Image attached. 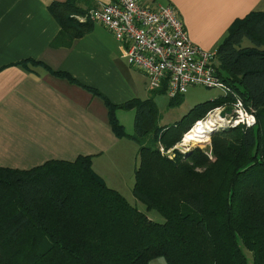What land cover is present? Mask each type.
Segmentation results:
<instances>
[{"label": "trees", "instance_id": "trees-1", "mask_svg": "<svg viewBox=\"0 0 264 264\" xmlns=\"http://www.w3.org/2000/svg\"><path fill=\"white\" fill-rule=\"evenodd\" d=\"M49 10L60 26L52 45L69 46L88 31V22L72 16L81 13L75 0L52 2ZM214 67L232 92L194 104L173 125L159 126L151 98L105 100L115 136L138 146L132 194L164 222L106 185L92 170L91 156L28 170L0 167V264H148L161 257L166 264H250L246 251L251 264H264L263 11L231 21ZM234 96L254 110L256 124L212 132L213 162L198 147L175 159L161 155L157 141L169 148L206 111ZM116 107H133L130 134Z\"/></svg>", "mask_w": 264, "mask_h": 264}, {"label": "crops", "instance_id": "crops-1", "mask_svg": "<svg viewBox=\"0 0 264 264\" xmlns=\"http://www.w3.org/2000/svg\"><path fill=\"white\" fill-rule=\"evenodd\" d=\"M56 1L63 0H0V167L28 170L91 156L92 170L128 201L138 147L110 129L105 100L148 98L146 78L101 22L80 20L101 0H75L76 19L88 22V31L69 46L52 45L60 30L49 10ZM157 1L177 8L189 37L208 51H216L231 21L264 12V0ZM133 110L116 107L114 115L121 124L131 115L133 125Z\"/></svg>", "mask_w": 264, "mask_h": 264}, {"label": "built area", "instance_id": "built-area-1", "mask_svg": "<svg viewBox=\"0 0 264 264\" xmlns=\"http://www.w3.org/2000/svg\"><path fill=\"white\" fill-rule=\"evenodd\" d=\"M87 19L101 22L122 44L128 64L142 71L149 91L163 89L172 98L196 84L220 88L224 96L232 92L216 73L215 51H208L192 41L174 6L157 0H101L80 20ZM225 109L230 113L220 115ZM206 112L205 117L195 120L183 133L179 148L187 151L199 142L195 139L186 141L184 136L195 123L204 124L209 117L213 122L207 134L219 127L250 128L256 124L254 110L239 96H234L229 104H220Z\"/></svg>", "mask_w": 264, "mask_h": 264}, {"label": "rangeland", "instance_id": "rangeland-1", "mask_svg": "<svg viewBox=\"0 0 264 264\" xmlns=\"http://www.w3.org/2000/svg\"><path fill=\"white\" fill-rule=\"evenodd\" d=\"M77 13L78 12L74 13V15H72V16L74 18H76L75 14H77ZM243 43L245 45H250V42L246 38L243 39ZM149 93H150V95L148 98H151L154 101L157 112H158L157 113L158 114L157 123L159 124V126H168L170 124L173 125L175 122L179 121L181 119V117H183L184 115L186 116L188 114V112L191 110V108H193L194 104L204 102L206 99H210V100L214 99V98L218 97V95L222 94V90L220 88H214V87L210 88L208 86L192 84V85L188 86L186 92L180 93L179 96L177 97V100H174L173 102L170 101L171 100L170 95H168L164 92H159V90L150 91ZM124 113H127V112H124ZM133 114H134V112H133ZM206 114H207V112H206ZM206 114L203 117H205ZM122 124H123L124 130L127 133L128 132L130 133L133 131L131 115H129L126 118L124 117ZM219 128H223V127H219ZM183 133H182V136H183ZM184 137H186V135ZM191 137L196 139V141H199V142H196L194 145H192L190 148H188L187 151L178 147V145H180L181 138L177 143L169 146V148L164 146L163 143H161L160 141H157L156 145H157V148H158L159 152L161 153V155L165 156L168 159H170V158L175 159L177 157V154L182 155L184 153H187L188 151L193 150L195 147H198V149H200L206 155L207 159H209L211 162H213L215 160V157L213 156V153L211 150V133L208 134L207 137H203V138H202V135L198 134V133L191 136ZM232 138H235L234 134L227 136L226 140L232 141ZM188 139H191V138H185L186 141H188ZM135 145H137V144L135 143ZM137 150H138V148H137ZM187 163H188V161H187ZM195 169L199 170V171L202 170V169H199L198 167ZM128 199H129L128 201L130 203L135 205L138 210L147 214V216L150 217L151 220H153L154 222H157V223L164 222V218L160 212L156 211L155 209H151V210L148 209L142 202L137 200V198L134 195L128 196ZM245 254L247 256V261L251 264V252L246 251ZM159 259L163 260L164 261L163 263L166 264L164 258H162V257L153 259L155 261L153 263L149 262L148 264H160L161 261ZM153 260H151V261H153Z\"/></svg>", "mask_w": 264, "mask_h": 264}, {"label": "bare ground", "instance_id": "bare-ground-1", "mask_svg": "<svg viewBox=\"0 0 264 264\" xmlns=\"http://www.w3.org/2000/svg\"><path fill=\"white\" fill-rule=\"evenodd\" d=\"M212 122H213V118H210L209 117V119L204 124L201 123V122L196 123L194 125V128H192V130H190L189 133L186 134V137L185 138H191V140H194V138H192L191 136H193V135H195L197 133L198 134H201L202 135V138L203 137H207L208 136V134H207L208 130L209 129H212L210 127V125L212 124ZM195 141H196V139H195Z\"/></svg>", "mask_w": 264, "mask_h": 264}, {"label": "water", "instance_id": "water-1", "mask_svg": "<svg viewBox=\"0 0 264 264\" xmlns=\"http://www.w3.org/2000/svg\"><path fill=\"white\" fill-rule=\"evenodd\" d=\"M225 113H230V111L229 110H227V109H225V110H221V112H220V115H224ZM213 131V130H212ZM212 131H210L211 133H212Z\"/></svg>", "mask_w": 264, "mask_h": 264}]
</instances>
